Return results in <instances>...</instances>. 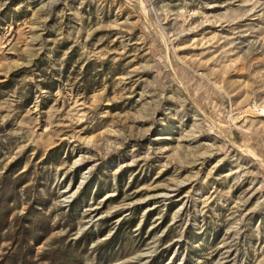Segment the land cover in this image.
Wrapping results in <instances>:
<instances>
[{"label":"rangeland","instance_id":"374dc122","mask_svg":"<svg viewBox=\"0 0 264 264\" xmlns=\"http://www.w3.org/2000/svg\"><path fill=\"white\" fill-rule=\"evenodd\" d=\"M0 217V260L264 264V0H0Z\"/></svg>","mask_w":264,"mask_h":264},{"label":"trees","instance_id":"16d2710c","mask_svg":"<svg viewBox=\"0 0 264 264\" xmlns=\"http://www.w3.org/2000/svg\"><path fill=\"white\" fill-rule=\"evenodd\" d=\"M2 222V218L0 217V229L2 228L1 225ZM32 224V222H31ZM21 227V226H19ZM27 227H25V225L22 226L21 231L18 233L20 234V249L22 251H18L16 253H13L11 255L8 256H4L2 260H0V264H26V256L28 255V253H25V245L26 243V232H27ZM25 253V254H24ZM48 264H68V262L59 259L57 256L53 255L52 257H50Z\"/></svg>","mask_w":264,"mask_h":264}]
</instances>
